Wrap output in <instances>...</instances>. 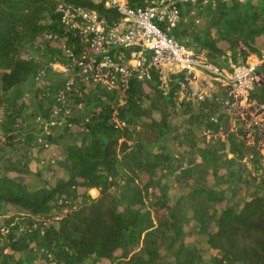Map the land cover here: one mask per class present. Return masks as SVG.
Returning a JSON list of instances; mask_svg holds the SVG:
<instances>
[{"label":"trees","instance_id":"16d2710c","mask_svg":"<svg viewBox=\"0 0 264 264\" xmlns=\"http://www.w3.org/2000/svg\"><path fill=\"white\" fill-rule=\"evenodd\" d=\"M143 1L132 0V5L140 6ZM60 2L97 11L109 23L120 17L116 10L92 0H0V69H9L3 73L6 89L14 82H24L32 71L33 60L23 57L27 45L46 39L50 32L65 33L57 12ZM234 2L229 0L219 6V20L211 26L238 8L239 3ZM263 30L264 15L254 13L227 20L225 32L219 37L233 42L241 36L246 48L258 52L254 41ZM175 34L179 39L194 36L204 48L222 52L211 30L202 38L195 28L180 26ZM70 36L78 41L74 32ZM177 84L175 81L174 85ZM96 91L91 94L94 98L88 95L87 102L99 100L101 110L91 112L86 122L89 133L81 143L67 146V179L32 188L21 176L32 171L28 164H14L19 173L16 177H0V215H10L4 225L0 218V240L5 239V243L0 242V264H36L37 258L56 264H83L89 258L108 259V264H206L205 256L210 248L215 253L210 255L209 264H264V187L251 191L248 188L249 197L246 195L242 201L235 202L227 190L197 186L190 196L194 207L197 206L193 210L184 208L181 198L173 201L169 196L168 183L162 182L158 175L176 158L166 151H158L159 147L155 150L150 147L169 131L168 114L158 119L152 116L151 108L158 100L165 108L169 101L159 95L147 106L148 94L136 78L131 80L122 104L105 102ZM55 92L51 111L56 103ZM73 96L68 100L71 106L84 100ZM254 96L264 102V83ZM114 109H118L122 120L126 117L142 124L132 146L119 135L112 117ZM20 114L15 109L9 111L7 129L12 128ZM199 123L203 125L204 121ZM195 126L198 125L185 129L182 136L185 142L182 144L190 152L197 144ZM143 174L146 176L143 194L122 208L126 199L117 193L116 184L121 182L118 180ZM184 179L183 174L180 183L186 185ZM92 188L98 189L97 196L90 193ZM11 205L28 211L26 218L32 222L36 215H62L61 220L58 226L42 222L29 233L17 235V229L12 226L16 215L9 212ZM65 208L68 209L63 215ZM16 251L20 252L19 257Z\"/></svg>","mask_w":264,"mask_h":264},{"label":"rangeland","instance_id":"374dc122","mask_svg":"<svg viewBox=\"0 0 264 264\" xmlns=\"http://www.w3.org/2000/svg\"><path fill=\"white\" fill-rule=\"evenodd\" d=\"M227 2L229 0H217L216 6L199 2L182 8L181 28L193 27L202 38L211 30L212 36L219 41L222 49V52L216 53L201 46L194 36L184 38L189 44H194L210 65L204 74L206 78L198 77L188 90L178 84L174 85L173 82L168 94L162 92L156 76L143 82L148 94L145 96L147 106H151L159 95L169 101L165 108L162 104L160 106L159 100L151 108L152 116L158 119L164 113L168 114L169 131L150 147L154 150L159 147L158 151H166L176 158L169 168L165 167L158 175L162 182L168 183V194L173 201L181 198L184 208L189 210L197 206L194 207L195 203L190 198L197 186L215 191L227 190L235 202L242 201L246 195L249 197L248 188L251 191L256 187H264V102L254 96L264 83V30L254 41L258 52H251L246 48L241 36L233 42L219 37L221 32H225L227 20L245 18L254 13L264 15V0H236L234 4L239 3L238 8L224 16L219 24L211 26L213 21L219 20V6ZM64 4L66 3L60 2L58 9ZM55 33L58 34L55 43L41 38L23 50V57L33 60L32 71L24 82H14L6 89L3 73L9 69H0V177H16L19 173L14 164H28L32 171L21 176L32 188L54 185L58 179L68 178L67 146L81 143L89 133L86 122L91 112L101 110L99 100L87 102L88 95L93 96L91 94L97 89L100 99L112 104L122 101L124 96L118 88L95 86L77 77L74 96H80L84 100L73 106L69 105L70 112H63L57 118L63 121L52 124L50 103L56 87L64 82L67 75L75 72H63L52 64L54 61L67 60L58 47L61 46L62 32ZM77 42L68 36V44ZM11 109L18 110L21 114L12 128L7 129ZM118 120L121 139L132 146L137 141L142 124L126 117L123 121ZM200 120L204 121L203 125L199 123ZM194 121L196 122L193 123ZM193 124L198 125L195 126L197 144L190 152L188 146L182 144L185 143L182 136L185 129ZM183 174L186 185L180 183ZM126 178L119 179L121 182L116 184L117 193L122 199H126L121 205L122 208L126 202L134 203L143 194L142 184L146 176L143 174L133 179ZM80 190H83V186ZM90 193L97 196L99 191L92 188ZM225 204L226 201L223 206ZM214 207L217 204L211 209ZM68 208L64 209L63 215ZM9 212L16 215L12 226L17 229V235L29 233L42 222L46 223L44 225L58 226L62 216L36 215L32 222L30 218H26L29 212L19 205H11ZM192 215H195L194 212ZM9 216L0 215L3 225ZM3 232H7L4 227ZM0 242L5 243V239ZM213 252L215 250L210 248L206 253V264H209ZM15 254L19 257L20 252L16 251ZM109 262L108 259L98 261L89 258L83 264ZM34 263L56 264L54 261L46 262L39 258Z\"/></svg>","mask_w":264,"mask_h":264},{"label":"built area","instance_id":"2783aa9c","mask_svg":"<svg viewBox=\"0 0 264 264\" xmlns=\"http://www.w3.org/2000/svg\"><path fill=\"white\" fill-rule=\"evenodd\" d=\"M92 1L116 10L120 17L109 23L97 11L82 6L66 3L58 9L65 26L58 47L67 60L52 64L63 72H75L55 92L52 124L63 121L57 120L61 113L70 112L68 100L76 93L77 77L95 86L120 89L121 104L133 78L143 83L157 76L164 94L175 80L188 90L198 77L206 78L210 65L194 45L175 33L183 21V7L199 2L216 6L217 0H144L140 6L132 5V0ZM73 32L78 42L70 45L68 36ZM46 37L55 43L58 34L50 32ZM112 115L119 127L118 119L123 120L118 109Z\"/></svg>","mask_w":264,"mask_h":264}]
</instances>
